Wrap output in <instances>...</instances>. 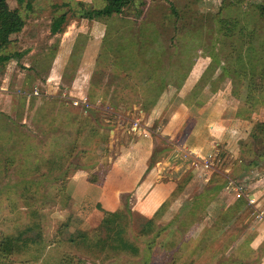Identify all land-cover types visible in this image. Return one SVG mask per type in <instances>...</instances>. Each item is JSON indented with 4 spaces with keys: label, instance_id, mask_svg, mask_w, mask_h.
Masks as SVG:
<instances>
[{
    "label": "rangeland",
    "instance_id": "rangeland-1",
    "mask_svg": "<svg viewBox=\"0 0 264 264\" xmlns=\"http://www.w3.org/2000/svg\"><path fill=\"white\" fill-rule=\"evenodd\" d=\"M103 5V0H33L26 7L8 0L25 24L0 52L9 58L0 62V243L5 237L13 242L0 264L246 260L239 253L213 258L219 239H233L247 228L244 219L224 235L220 223L235 209L214 216L203 236L189 229L200 222L207 200L197 197L199 191L216 192L224 169L234 168L239 158L241 168L231 174L237 185L244 186L246 170L262 164L264 0H133L110 16L96 13ZM61 14L65 21L52 33L51 23ZM192 95L197 103L212 95L223 98L213 99L209 108L219 143L208 185L200 180L201 169H187L180 190L190 187L180 208H168L169 200L158 214L146 216L123 207L111 228L104 223L110 215L90 217L94 199L69 197L74 173L90 181L103 178L158 96L171 107ZM166 118L160 116L153 127ZM196 142L204 147V141ZM164 153L169 144L156 137L153 159ZM190 191L193 199L187 201Z\"/></svg>",
    "mask_w": 264,
    "mask_h": 264
},
{
    "label": "crops",
    "instance_id": "crops-1",
    "mask_svg": "<svg viewBox=\"0 0 264 264\" xmlns=\"http://www.w3.org/2000/svg\"><path fill=\"white\" fill-rule=\"evenodd\" d=\"M196 98L197 96L192 95L189 102L180 100L178 104L166 107L167 105H163L162 96H158L144 117L141 126L134 132L133 139L121 145L119 153L110 161L103 178L93 182L88 180L86 174L74 173L67 185L69 197L83 199L82 202L86 200L91 202L94 199L89 213L92 218L99 214L118 213L124 206L128 210L151 216L164 206L166 200H170L168 208L174 209L178 205L180 208L183 192L187 186L190 187L188 183L180 190L183 172L187 169H201L199 170L200 180L206 186L213 177V170L215 171L212 158L215 156L219 143L214 138L219 133V129L214 123L215 117L210 115L212 109L209 110V108L213 99L222 100L223 98L212 95L198 100V103L195 102ZM77 101L82 102L80 99ZM194 107L197 108L196 111L193 110ZM162 115L167 117L166 120L159 121L154 128V122ZM234 117L236 124H241L237 120L241 121L242 117L237 115ZM189 121L191 125L185 134L186 137L178 142L177 135L184 131ZM217 124L221 125L222 122L217 121ZM197 132L201 135L200 139L192 137ZM238 134L241 135V130H238ZM156 137H162L168 142L169 154L164 153L163 156L154 160ZM196 140L204 141V147ZM206 144L209 148L203 150ZM182 156L189 157V159L185 158L181 162L179 160ZM241 162L242 159L239 158L237 166L224 169L225 174L222 175L216 192L211 193L212 187H209L205 192L197 193V197L203 194L207 200L200 222L189 230L197 235L196 232L200 229V234L203 236V232L212 226V221H210L212 218L216 219L221 213L235 209L233 217L220 223V225L224 224V228H221L225 232L224 235L226 231H230V225L234 226L236 222L244 219L249 220L245 226L247 228L243 227V233L240 232L233 239H219L220 247L213 258L219 259L222 255L229 257L230 254L239 253L246 260L236 261L234 264H264V158L259 167L247 168L249 170H246V176H244L246 178L243 186L244 195L235 198L234 186L237 184L231 174L236 167L242 165ZM193 195V191L189 193L187 201L192 200ZM122 198H125L124 203ZM247 198H252L254 202L248 203ZM76 203L79 202L76 201ZM260 210L263 216L256 218L253 212ZM238 228L237 230H240ZM209 264L212 263L209 262Z\"/></svg>",
    "mask_w": 264,
    "mask_h": 264
},
{
    "label": "trees",
    "instance_id": "trees-1",
    "mask_svg": "<svg viewBox=\"0 0 264 264\" xmlns=\"http://www.w3.org/2000/svg\"><path fill=\"white\" fill-rule=\"evenodd\" d=\"M19 4L24 3L26 7L30 6V3L33 0H16ZM103 7L98 10L96 13L101 15L110 16L113 13H120L125 6L130 4L133 0H103ZM82 6V5H80ZM85 12V10H83ZM86 15L90 16L91 12H85ZM264 13V9H263ZM65 21V14H61L58 17L54 18L50 30L52 33H56L60 30V24ZM25 22L20 15L17 8H11L8 6V0H0V52L1 50L10 42V37L20 32L23 28ZM9 59L8 56H3L0 53V62ZM264 125V124H261ZM264 158V156H263ZM262 158V159H263ZM95 182L96 180H91ZM169 200L164 202V206L167 204ZM162 205V206H163ZM163 206V207H164ZM161 207V208H163ZM159 208L154 215L158 214L161 210ZM124 210H127V207L124 206ZM120 213H113L108 218L104 220V223L108 225V227H113V223L117 221ZM13 242L9 237H5L0 243V255L10 253L12 250ZM59 264H69L66 260H62Z\"/></svg>",
    "mask_w": 264,
    "mask_h": 264
},
{
    "label": "built area",
    "instance_id": "built-area-1",
    "mask_svg": "<svg viewBox=\"0 0 264 264\" xmlns=\"http://www.w3.org/2000/svg\"><path fill=\"white\" fill-rule=\"evenodd\" d=\"M77 103V102H76ZM206 166H207V163H206ZM234 197L235 198H239V197H242L244 195V192H243V186L242 185H235L234 186ZM247 201L248 203L252 204L254 201L252 198H247ZM253 214L255 215L256 218H262L263 216V213L262 211H254Z\"/></svg>",
    "mask_w": 264,
    "mask_h": 264
}]
</instances>
